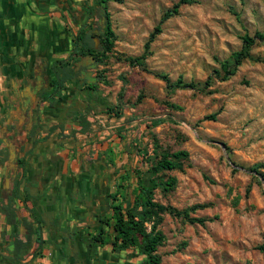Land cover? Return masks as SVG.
<instances>
[{"label":"rangeland","instance_id":"374dc122","mask_svg":"<svg viewBox=\"0 0 264 264\" xmlns=\"http://www.w3.org/2000/svg\"><path fill=\"white\" fill-rule=\"evenodd\" d=\"M60 1L72 9L93 11L95 17L87 20L88 25H95L103 16L96 0ZM177 1L107 2L114 45L111 52L101 55L104 32L100 39L94 38L99 53L92 70V98L85 89L72 92L76 83L70 81L65 100L59 104L71 112L91 106L87 115L93 133L90 142L105 141L114 148V139L119 140V156L104 179H109L108 186L125 177L128 206L136 183L133 170L145 172L166 152L188 153L182 171L162 173L164 179H176L174 188L167 192L157 188L153 198L177 210L204 205L189 215L209 220L203 225L191 224L161 214L157 226L164 235L157 249L161 264H264V252L257 249L264 243V63L254 60L264 59V41L251 47V59H245L228 80L219 81L213 76L220 63L241 49L243 35L264 34V0H194L182 5L177 15L162 24L161 33L150 44L144 67L130 66L125 58L143 54L149 34ZM59 3L50 9L48 19L34 17L35 28L41 31L44 41L49 28L55 34L54 41L63 31L60 35L65 34L62 37L69 45L72 20L66 11L62 18L59 16ZM55 57L66 58L67 51ZM156 74L187 83H203L212 76L206 90L211 93L176 89L169 94ZM122 87V117L117 118L108 115L105 108L116 105ZM67 110L60 117L67 116ZM214 113V119H206ZM155 119L163 121L150 127L143 123ZM254 166L262 167L253 172ZM102 210L103 215L109 214V205ZM145 226L149 231L151 225ZM94 249L95 264H139L142 259L132 249L113 254L109 253L110 245Z\"/></svg>","mask_w":264,"mask_h":264},{"label":"crops","instance_id":"0c3cea01","mask_svg":"<svg viewBox=\"0 0 264 264\" xmlns=\"http://www.w3.org/2000/svg\"><path fill=\"white\" fill-rule=\"evenodd\" d=\"M59 2L0 0V116L10 87L18 86L20 73L31 76L41 55L50 61L54 58L55 44L43 41L34 17L48 19L50 9ZM62 33L58 37L64 47ZM59 103L40 104L33 136L15 151L16 158H27L24 168L20 165L17 172L4 167L9 162L0 146V264H95V249L87 247L86 239L99 229L102 209L110 206L108 196L120 182L119 178L117 184L107 186L109 179H104L119 156V140L111 144L116 148H109L105 141L90 142L91 125L81 130ZM65 109L68 115L60 117ZM22 175L31 182L26 203L21 194L11 199L13 182ZM3 202L10 203L6 212L1 211Z\"/></svg>","mask_w":264,"mask_h":264},{"label":"trees","instance_id":"16d2710c","mask_svg":"<svg viewBox=\"0 0 264 264\" xmlns=\"http://www.w3.org/2000/svg\"><path fill=\"white\" fill-rule=\"evenodd\" d=\"M109 1L121 2L122 0H96L98 7L103 12V16L106 20V28L104 30L103 37L101 38V55L109 53L112 51L114 45V33L111 29V23L109 19V13L107 11L106 4ZM194 0H178L172 5L171 8L166 10L158 24L154 27L153 31L149 34L147 41L143 47V54L138 57H126L125 61L132 67L139 66L144 67V60L149 56L150 44L155 40V38L162 31V24L170 19L171 17L178 14L179 9L182 5H188L194 3ZM88 18L94 17L93 11L85 10ZM46 26V25H44ZM47 26L46 29H48ZM49 34L47 36V43H56L52 48L53 59L51 61V82L49 88L41 94V103L54 104L56 102H62L65 100L64 94L67 92V84L73 80L74 71L73 63L75 56L77 55H88L93 50V45L88 34H84L77 38L75 43L71 45V50L69 51L68 57L59 58L55 55L60 54V52H68L69 49L64 50L61 48L58 42V36L54 41V32L50 28L48 30ZM41 34V31H39ZM43 39V38H42ZM61 40V39H60ZM59 40V43H60ZM44 41V40H43ZM264 41V34L260 32H255L253 35L245 34L241 37L242 46L237 52L231 54L229 59L219 64V69L213 70V76L219 81L228 80L232 75H234L236 69L242 64L245 59H251L249 50L251 47L257 43ZM62 46V45H61ZM99 53V52H97ZM257 62L264 63V59L255 58ZM157 78L165 83L166 90L169 94H172L176 89H191L199 91L203 94H210L211 91H206L207 88L212 83V76L208 77L203 83H195L193 81L183 82L179 78L176 82H172L167 75H155ZM66 91V92H65ZM94 92V85H91L87 89L88 98H92ZM124 95V87H122L117 96L116 105L107 106L105 112L108 115H114V117H122V104L121 99ZM169 107L179 109L178 106L169 104ZM91 106L86 107L85 110H73L70 111V120L72 122H77L81 130L86 131L90 122L87 119V115L91 111ZM216 113L207 116L206 119H214ZM162 119H155L150 121H144L146 127L156 126L162 123ZM41 128V126H38ZM34 134V132H33ZM32 134V136H33ZM39 135V134H38ZM5 154V151L3 150ZM3 154V155H4ZM188 159V153L186 151L180 150L173 153H163L160 159H158L152 166L145 172L134 171L136 177L135 187L133 188V201L131 205H126V194H125V177H121V181L116 186L115 190L108 196L110 200L109 214L100 216L98 218V232L88 234L86 239V245L90 249L102 248L105 245H110V253H118L122 250L132 249L135 254L142 256L139 264H161V258L157 254V249L162 245L164 241V235L157 229L161 221V214L167 213L171 216L185 219L191 224L197 223L203 225L207 220L204 218L190 217L189 213L195 211L198 208H203V206H193L189 210H177L170 206H164L158 204L154 201L153 194L154 190L157 188L162 189V191L167 192L174 188L176 184V179L174 177H169L164 179L162 173L163 171L179 170L182 171L185 162ZM21 167H25L28 162L27 158H23L18 162ZM262 166H254L251 171L257 172ZM31 182L25 179L22 175L20 178L14 180L12 185V195L11 199L23 197L24 202H27L29 197V187ZM248 191V190H247ZM9 204L2 203L1 211L6 212ZM149 223L150 230L148 231L145 224ZM40 241V234L37 238ZM257 249L264 252V243L260 245ZM24 256H22L23 258ZM21 258V259H22ZM15 261V260H13Z\"/></svg>","mask_w":264,"mask_h":264},{"label":"flooded vegetation","instance_id":"af4514ba","mask_svg":"<svg viewBox=\"0 0 264 264\" xmlns=\"http://www.w3.org/2000/svg\"><path fill=\"white\" fill-rule=\"evenodd\" d=\"M66 5L62 6L63 9L60 7L59 9L62 10L59 12L62 15V12L66 11L73 25V36L72 40L69 42L67 57L71 50V45L75 43L78 37L84 34L89 35L93 45L94 52L88 55H77L74 57L75 59L72 60L74 71L72 81L76 83L73 86L72 92L75 93V91L84 89L87 92L88 87L93 85L94 82L92 70L97 64L96 58L99 50L98 47L95 48L94 38L95 36H97L98 39L102 37L106 28V20L104 16H101L100 20H98L95 25H88L87 20L89 18L83 8H78L79 10H76ZM50 72V58L41 55L34 66L32 75L29 76L26 72H21V79L17 82L18 86L10 87V93L7 94L4 104V113L0 116V146L1 149L5 151L7 160L9 150L13 149L19 152V149L26 144V141L32 136L35 130L36 124L34 122V116L37 114L41 104V94L50 86ZM83 83L84 86H82ZM20 160L19 157L16 158V165L14 168L8 163L4 164V167L11 168L12 171L18 172L20 169V164L18 162Z\"/></svg>","mask_w":264,"mask_h":264},{"label":"water","instance_id":"95a60500","mask_svg":"<svg viewBox=\"0 0 264 264\" xmlns=\"http://www.w3.org/2000/svg\"><path fill=\"white\" fill-rule=\"evenodd\" d=\"M97 41H95V44H96ZM8 162H9V165H11L12 167H14L16 165V154H15V150L13 149H10L9 150V156H8ZM9 180H6V183H8Z\"/></svg>","mask_w":264,"mask_h":264}]
</instances>
